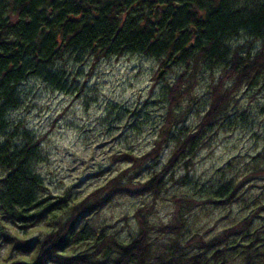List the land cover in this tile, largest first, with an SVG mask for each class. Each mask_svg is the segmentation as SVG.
I'll use <instances>...</instances> for the list:
<instances>
[{
    "label": "trees",
    "instance_id": "16d2710c",
    "mask_svg": "<svg viewBox=\"0 0 264 264\" xmlns=\"http://www.w3.org/2000/svg\"><path fill=\"white\" fill-rule=\"evenodd\" d=\"M240 30L260 40V47L227 46L225 39ZM79 53L95 59L125 53L157 58L154 80L161 70L180 66L181 71L165 86L152 146L139 155L112 153L110 164L125 167L75 199L70 191L55 195L47 189L36 170L42 137L13 129L7 114L19 105L18 86L29 74L64 90L68 79L56 64ZM216 67L218 76L211 74L206 86V107L189 126L201 74ZM261 79L264 0H0V250L5 248L0 264H264V200L216 234L189 230L196 210L230 209L264 181V151L248 170L221 179L215 189L201 187L194 194L190 177L176 175L228 125L240 91ZM165 150L167 157L156 168ZM169 187L170 216L155 223L158 201ZM118 197L149 199L134 210L135 231L126 240L93 225ZM41 224L46 231L31 239L4 229L26 231ZM79 246V252L67 254Z\"/></svg>",
    "mask_w": 264,
    "mask_h": 264
},
{
    "label": "rangeland",
    "instance_id": "374dc122",
    "mask_svg": "<svg viewBox=\"0 0 264 264\" xmlns=\"http://www.w3.org/2000/svg\"><path fill=\"white\" fill-rule=\"evenodd\" d=\"M225 41L227 46L250 44L254 49L261 44L243 30ZM96 57L69 54L57 62L56 68L64 70L62 76L68 79L64 90L29 74L18 86L19 105L7 114L13 129L17 126V129L42 137L36 170L47 189L55 195L70 191L73 198L80 199L125 167L122 163L110 164L112 153L128 150L139 155L146 152L162 121L165 86L172 84L181 71L180 66H174L154 80L159 64L157 58L140 53ZM219 71L217 67L203 70L196 86L199 102H190L189 126L194 125L206 107L205 92L210 75L218 76ZM238 96L239 105L225 120L228 125L219 129L211 145L200 150L191 164L184 166L182 163L176 170V175L190 177L188 189L194 194L201 187L200 190L215 189L221 179L242 174L252 165V158L264 151V79L252 88H243ZM21 137L19 134L16 138ZM166 157L165 150L160 163L154 166L158 168ZM262 184L264 181H258V186L247 190L243 201L230 209L206 205L196 210L190 217L194 225L189 230L202 227L208 235L221 231L231 219L245 215L251 205L264 200ZM167 190L164 199L158 201L157 213L152 218L155 223L166 221L170 216L169 193L173 187ZM145 202H149L147 197L115 198L93 218V225L96 228L104 226L108 233L126 240L135 231L132 214ZM4 229L10 235L22 233L26 239L46 231L44 224L26 231L9 225ZM79 250L80 246L67 254ZM4 253L5 248H2L0 254Z\"/></svg>",
    "mask_w": 264,
    "mask_h": 264
},
{
    "label": "water",
    "instance_id": "95a60500",
    "mask_svg": "<svg viewBox=\"0 0 264 264\" xmlns=\"http://www.w3.org/2000/svg\"><path fill=\"white\" fill-rule=\"evenodd\" d=\"M165 7H166V5H161L162 9H165ZM193 31H194V29H193ZM161 74H162V70L157 74V77H159Z\"/></svg>",
    "mask_w": 264,
    "mask_h": 264
},
{
    "label": "bare ground",
    "instance_id": "6f19581e",
    "mask_svg": "<svg viewBox=\"0 0 264 264\" xmlns=\"http://www.w3.org/2000/svg\"><path fill=\"white\" fill-rule=\"evenodd\" d=\"M75 55V54H74ZM79 55H80V53H79Z\"/></svg>",
    "mask_w": 264,
    "mask_h": 264
},
{
    "label": "flooded vegetation",
    "instance_id": "af4514ba",
    "mask_svg": "<svg viewBox=\"0 0 264 264\" xmlns=\"http://www.w3.org/2000/svg\"><path fill=\"white\" fill-rule=\"evenodd\" d=\"M166 8V7H165ZM162 9V8H161Z\"/></svg>",
    "mask_w": 264,
    "mask_h": 264
}]
</instances>
